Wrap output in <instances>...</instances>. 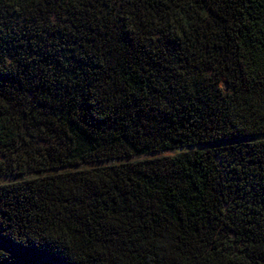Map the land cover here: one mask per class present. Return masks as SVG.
Returning a JSON list of instances; mask_svg holds the SVG:
<instances>
[{
	"label": "trees",
	"instance_id": "trees-1",
	"mask_svg": "<svg viewBox=\"0 0 264 264\" xmlns=\"http://www.w3.org/2000/svg\"><path fill=\"white\" fill-rule=\"evenodd\" d=\"M0 157V264H264V0H0Z\"/></svg>",
	"mask_w": 264,
	"mask_h": 264
},
{
	"label": "rangeland",
	"instance_id": "rangeland-1",
	"mask_svg": "<svg viewBox=\"0 0 264 264\" xmlns=\"http://www.w3.org/2000/svg\"><path fill=\"white\" fill-rule=\"evenodd\" d=\"M220 86L224 90H226V88H227L224 81H221ZM240 143H243V142L224 143V144H218L217 146L213 145V144H209V145L200 146L199 148H201V149L221 148V150H220L221 157L216 158L217 162L220 165L224 166L225 168H229L231 170L233 168H237L238 171L240 172V171H242V168L247 165V163L244 161V159L242 160L241 154H240L243 147L239 148V146H237V145H240ZM230 146H231V148H230ZM194 149H190V150H194ZM180 151H187V150H180ZM176 153H178V152H176V151H174V152L160 151V152H156L153 154L139 155V156H134V157L122 158V159H118V160H112V161L102 163V165H118V164L129 163L132 161L143 160V159H148V158L171 157V156L175 155ZM0 161H2V164L0 165V183L14 181V180L19 178V177H16V175L7 172V171H9V168L5 166L7 162H5L3 157H0ZM241 163L242 164L244 163L243 167H242ZM94 166H96V164H86V165L79 166L78 169H88V168H91ZM66 170H71V169H66ZM232 173L234 174V171ZM233 174H232V176L235 175V174L234 175ZM239 193L240 192H238V194L235 197L232 194V198H233L232 204H233V207L236 208V211H240L241 209H243L238 204V202H244L245 201L246 204H248V206L254 204V201H253L254 197L249 196L248 200L247 199L244 200V199H242L243 198L242 195ZM229 237H232V235L230 234Z\"/></svg>",
	"mask_w": 264,
	"mask_h": 264
},
{
	"label": "snow or ice",
	"instance_id": "snow-or-ice-1",
	"mask_svg": "<svg viewBox=\"0 0 264 264\" xmlns=\"http://www.w3.org/2000/svg\"><path fill=\"white\" fill-rule=\"evenodd\" d=\"M3 245H2V243H0V247H2Z\"/></svg>",
	"mask_w": 264,
	"mask_h": 264
}]
</instances>
